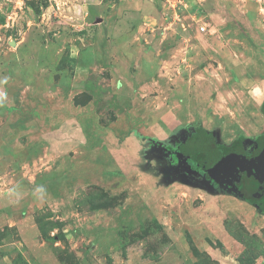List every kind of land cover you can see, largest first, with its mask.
Segmentation results:
<instances>
[{
	"label": "rangeland",
	"instance_id": "rangeland-1",
	"mask_svg": "<svg viewBox=\"0 0 264 264\" xmlns=\"http://www.w3.org/2000/svg\"><path fill=\"white\" fill-rule=\"evenodd\" d=\"M263 107L264 0H0V264H264V214L166 160Z\"/></svg>",
	"mask_w": 264,
	"mask_h": 264
},
{
	"label": "flooded vegetation",
	"instance_id": "flooded-vegetation-1",
	"mask_svg": "<svg viewBox=\"0 0 264 264\" xmlns=\"http://www.w3.org/2000/svg\"><path fill=\"white\" fill-rule=\"evenodd\" d=\"M182 128L177 127L166 143L171 150L166 155L170 164H176L177 157L182 156L186 158L187 165L191 166L180 168L181 163L176 165L180 178L195 185L201 175L216 192L235 196L264 214V192L254 189L256 180L253 175L249 177L244 167L234 165L241 157L249 159L263 151L264 134L258 136L262 137L260 140L240 138L229 145L220 139L221 135L215 130L205 132L200 127ZM179 133L186 138H179ZM185 139L186 143H182ZM189 170L191 174H188ZM262 187L264 190V184Z\"/></svg>",
	"mask_w": 264,
	"mask_h": 264
},
{
	"label": "water",
	"instance_id": "water-1",
	"mask_svg": "<svg viewBox=\"0 0 264 264\" xmlns=\"http://www.w3.org/2000/svg\"><path fill=\"white\" fill-rule=\"evenodd\" d=\"M183 159H184V162L187 164L186 158H183ZM240 159L241 160H237L234 165L236 167L238 166L244 167V170H247L249 177L253 175L254 179L256 180L254 189L255 190L257 189V191H260V193H263L264 190H263L262 184H264V149L260 154L252 158L247 159V158L241 157ZM188 168L190 167L188 166ZM191 172L192 171L189 170L188 174H191ZM199 180L203 181V176L200 175ZM186 183L188 184L187 181ZM208 185L209 187H212L210 182H208Z\"/></svg>",
	"mask_w": 264,
	"mask_h": 264
},
{
	"label": "clouds",
	"instance_id": "clouds-1",
	"mask_svg": "<svg viewBox=\"0 0 264 264\" xmlns=\"http://www.w3.org/2000/svg\"><path fill=\"white\" fill-rule=\"evenodd\" d=\"M254 91H258V90H254ZM36 190L41 192L42 195L46 192V189L43 185L37 186Z\"/></svg>",
	"mask_w": 264,
	"mask_h": 264
},
{
	"label": "built area",
	"instance_id": "built-area-1",
	"mask_svg": "<svg viewBox=\"0 0 264 264\" xmlns=\"http://www.w3.org/2000/svg\"><path fill=\"white\" fill-rule=\"evenodd\" d=\"M207 28H208V27H207V24H206L205 26H201V27H200V32H201V33H205V32H207Z\"/></svg>",
	"mask_w": 264,
	"mask_h": 264
},
{
	"label": "crops",
	"instance_id": "crops-1",
	"mask_svg": "<svg viewBox=\"0 0 264 264\" xmlns=\"http://www.w3.org/2000/svg\"><path fill=\"white\" fill-rule=\"evenodd\" d=\"M263 108H264V107H263ZM262 134H264V132H263ZM262 137H264V136H262ZM262 137H261V138H262ZM240 138H245V137L242 136V135H239L236 139H240ZM253 138H258L259 140L261 139V138L258 137V136H257V137H253ZM236 139H235V140H236ZM235 140H234V141H235Z\"/></svg>",
	"mask_w": 264,
	"mask_h": 264
},
{
	"label": "trees",
	"instance_id": "trees-1",
	"mask_svg": "<svg viewBox=\"0 0 264 264\" xmlns=\"http://www.w3.org/2000/svg\"><path fill=\"white\" fill-rule=\"evenodd\" d=\"M243 140V139H242Z\"/></svg>",
	"mask_w": 264,
	"mask_h": 264
}]
</instances>
